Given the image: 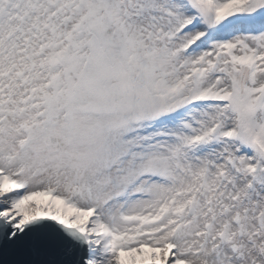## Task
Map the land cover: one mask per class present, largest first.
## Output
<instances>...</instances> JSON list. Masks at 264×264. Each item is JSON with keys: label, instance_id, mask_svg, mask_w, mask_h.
Masks as SVG:
<instances>
[{"label": "snow or ice", "instance_id": "obj_1", "mask_svg": "<svg viewBox=\"0 0 264 264\" xmlns=\"http://www.w3.org/2000/svg\"><path fill=\"white\" fill-rule=\"evenodd\" d=\"M0 264H264V0H0Z\"/></svg>", "mask_w": 264, "mask_h": 264}]
</instances>
